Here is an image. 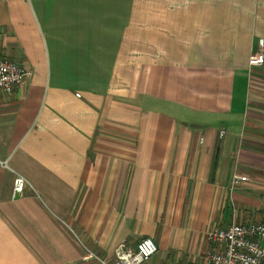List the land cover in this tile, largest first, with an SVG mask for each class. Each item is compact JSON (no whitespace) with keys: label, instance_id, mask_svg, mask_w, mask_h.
Listing matches in <instances>:
<instances>
[{"label":"crops","instance_id":"obj_1","mask_svg":"<svg viewBox=\"0 0 264 264\" xmlns=\"http://www.w3.org/2000/svg\"><path fill=\"white\" fill-rule=\"evenodd\" d=\"M256 52L264 0H0V57L31 72L0 94V264L144 238L148 264H206L208 230L261 222Z\"/></svg>","mask_w":264,"mask_h":264},{"label":"built area","instance_id":"obj_2","mask_svg":"<svg viewBox=\"0 0 264 264\" xmlns=\"http://www.w3.org/2000/svg\"><path fill=\"white\" fill-rule=\"evenodd\" d=\"M249 65L264 67V52L252 53ZM30 77V71L0 57V94L11 95ZM224 134L221 132L220 138H223ZM29 186L23 176L16 175L12 186L13 198L22 196ZM206 239L214 247L206 258V264H264V214L261 222L212 228L207 231ZM158 251L159 248L153 239L144 238L136 246L126 243L119 245L112 259L100 257L89 250L85 259L94 260L98 264H148Z\"/></svg>","mask_w":264,"mask_h":264}]
</instances>
